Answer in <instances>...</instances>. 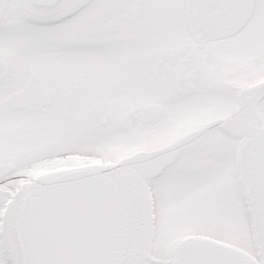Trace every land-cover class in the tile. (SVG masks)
I'll use <instances>...</instances> for the list:
<instances>
[{
	"label": "snow or ice",
	"instance_id": "1",
	"mask_svg": "<svg viewBox=\"0 0 264 264\" xmlns=\"http://www.w3.org/2000/svg\"><path fill=\"white\" fill-rule=\"evenodd\" d=\"M0 264H264V0H0Z\"/></svg>",
	"mask_w": 264,
	"mask_h": 264
}]
</instances>
